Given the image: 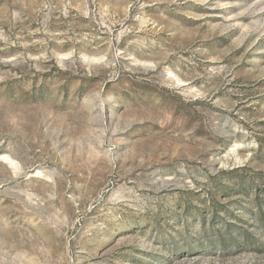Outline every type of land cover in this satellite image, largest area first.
<instances>
[{
    "label": "rangeland",
    "instance_id": "374dc122",
    "mask_svg": "<svg viewBox=\"0 0 264 264\" xmlns=\"http://www.w3.org/2000/svg\"><path fill=\"white\" fill-rule=\"evenodd\" d=\"M258 209L264 0H0V264H264Z\"/></svg>",
    "mask_w": 264,
    "mask_h": 264
},
{
    "label": "trees",
    "instance_id": "16d2710c",
    "mask_svg": "<svg viewBox=\"0 0 264 264\" xmlns=\"http://www.w3.org/2000/svg\"><path fill=\"white\" fill-rule=\"evenodd\" d=\"M257 191H260L259 189H257ZM263 192V191H262ZM258 212L260 214V216L262 217V219L260 220L261 222L264 223V212L261 211V209H258ZM243 223H247V221L243 222ZM237 235H239V233H237ZM252 233L251 232H245L243 231L242 233H240V237L241 239L245 240L249 237H252ZM221 243V242H220Z\"/></svg>",
    "mask_w": 264,
    "mask_h": 264
}]
</instances>
